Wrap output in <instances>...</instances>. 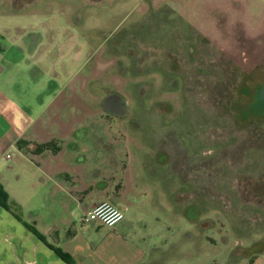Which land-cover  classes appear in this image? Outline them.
I'll use <instances>...</instances> for the list:
<instances>
[{
    "label": "rangeland",
    "instance_id": "obj_1",
    "mask_svg": "<svg viewBox=\"0 0 264 264\" xmlns=\"http://www.w3.org/2000/svg\"><path fill=\"white\" fill-rule=\"evenodd\" d=\"M65 2L50 11L76 12ZM97 3L78 8L106 20L107 35L44 118L123 127L113 135L124 226L80 222V209L54 195L58 181L30 188L28 175L12 192L19 203L9 197L17 219L45 234L55 224L56 244L80 264H264V0ZM13 232L2 222L1 250Z\"/></svg>",
    "mask_w": 264,
    "mask_h": 264
},
{
    "label": "crops",
    "instance_id": "obj_2",
    "mask_svg": "<svg viewBox=\"0 0 264 264\" xmlns=\"http://www.w3.org/2000/svg\"><path fill=\"white\" fill-rule=\"evenodd\" d=\"M63 1L0 0V183L18 203L12 192L16 187L25 186L19 179L28 175L25 181L30 188H45L52 180L58 181L61 192L54 194L57 200L62 205L78 207L80 215L107 199L105 195L125 211L124 158L115 156L117 146L114 143L118 142L121 149L122 144L115 142L113 135L122 132L123 127L118 130L110 124L66 125L58 124L57 120L50 123L44 118L68 84L78 81V75L90 62L109 28L106 20L96 13L79 9L81 3L88 7L92 1L99 4L102 0H69L77 8L76 12L71 13L73 8L61 13L50 11L49 5ZM139 1L134 0V4ZM36 5L44 6L40 9ZM108 101L122 106L119 111L123 114L122 97L109 95ZM20 139L30 145V152L20 148ZM52 139H57V150L37 147ZM79 144H94V148L81 153ZM55 206L58 210V203ZM32 220L36 226V220ZM123 220L124 217L119 221L121 227ZM2 222L11 225L14 232L9 235L13 237L19 229L20 239L10 241L7 233L3 235L9 249H0V264H68L0 205V228ZM56 227L54 224L44 235L47 241L58 245ZM68 234V231L63 232L64 236ZM58 246L80 264L78 254L70 246ZM147 264L163 263L154 260Z\"/></svg>",
    "mask_w": 264,
    "mask_h": 264
},
{
    "label": "trees",
    "instance_id": "obj_3",
    "mask_svg": "<svg viewBox=\"0 0 264 264\" xmlns=\"http://www.w3.org/2000/svg\"><path fill=\"white\" fill-rule=\"evenodd\" d=\"M22 139L18 140V144L21 142ZM52 141H46L44 143H40L37 145V147H48L51 148ZM59 147L58 145H53L52 150L55 151ZM36 149V148H35ZM0 205L10 212H12L17 218L21 219L20 215L17 212L18 205L16 202H13L9 199V194L7 190L4 188V186L0 183ZM23 223L41 240H43L45 243L48 244V246L64 261H66L68 264H76L74 259L72 258L71 254L65 250H63L60 246L55 245L49 241H47L46 236L44 233H42L34 224L22 220Z\"/></svg>",
    "mask_w": 264,
    "mask_h": 264
},
{
    "label": "built area",
    "instance_id": "obj_4",
    "mask_svg": "<svg viewBox=\"0 0 264 264\" xmlns=\"http://www.w3.org/2000/svg\"><path fill=\"white\" fill-rule=\"evenodd\" d=\"M9 156V153H7ZM124 217L123 207L109 199L95 203L80 216V222L97 220L107 226H113Z\"/></svg>",
    "mask_w": 264,
    "mask_h": 264
}]
</instances>
